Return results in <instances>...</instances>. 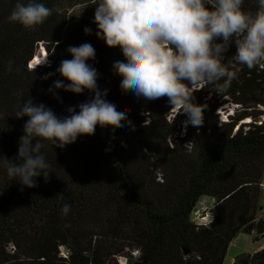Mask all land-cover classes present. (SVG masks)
<instances>
[{"label":"trees","instance_id":"16d2710c","mask_svg":"<svg viewBox=\"0 0 264 264\" xmlns=\"http://www.w3.org/2000/svg\"><path fill=\"white\" fill-rule=\"evenodd\" d=\"M38 2L51 15L26 29L8 20L16 0H0V157L18 162L27 117L16 112L26 100L65 116L91 98L88 90L49 92L64 80L56 69L71 59L69 46L94 47L88 63L98 71V88L128 111L119 126H97L63 149L41 141L51 173L35 187L0 167V264H223L240 234L263 238L264 66L233 63L239 71L220 102L210 86L194 92V102L205 105L204 122L185 128L186 115L171 110L167 97L146 100L121 87L112 71L121 53L96 36L94 0ZM243 7L255 12L256 0ZM39 48L48 62L31 67ZM235 51L233 43L225 63ZM224 104L234 106L225 119L218 112ZM202 199L214 200L206 225L191 216ZM232 264H264V248L240 253Z\"/></svg>","mask_w":264,"mask_h":264},{"label":"clouds","instance_id":"9594fccd","mask_svg":"<svg viewBox=\"0 0 264 264\" xmlns=\"http://www.w3.org/2000/svg\"><path fill=\"white\" fill-rule=\"evenodd\" d=\"M256 4L252 12L243 7L244 0H94L93 22L96 36L120 50L121 59L113 62L112 71L121 77V87L146 100L167 97L171 110L186 115L185 128L198 127L204 122L205 105L194 102V92L205 86L225 92L239 71L231 70L233 63L249 70L264 66V0ZM50 15L51 9L38 0H16L8 20L32 29ZM91 31L84 28L85 34ZM233 43L236 51L225 63ZM67 52L71 59L61 60L56 72L68 83L55 80L49 92L55 96V90L75 94L88 90L91 98L76 106L78 112L69 106L65 116L32 98L26 100L16 112V118L27 117L18 162L0 157L7 176L29 188L37 186L38 177L47 179L51 173L41 141L63 149L80 135H92L97 126H119L128 111L108 98L107 89L98 88V71L88 63L95 61L90 43L69 46ZM7 68L12 69L11 61ZM69 209L65 204L61 212Z\"/></svg>","mask_w":264,"mask_h":264},{"label":"rangeland","instance_id":"374dc122","mask_svg":"<svg viewBox=\"0 0 264 264\" xmlns=\"http://www.w3.org/2000/svg\"><path fill=\"white\" fill-rule=\"evenodd\" d=\"M36 56L39 58L37 60L34 58L29 63V66L34 67L35 65L42 64L45 61H46L45 63L48 62L47 54L42 53V48H39ZM213 98H216L219 102L223 99L219 94L214 95ZM226 110H228V112L231 113L232 111H234V106L230 104H224L222 107L219 108L218 112L220 113L223 119L226 118L227 115ZM260 205L262 207V215L264 216V189L262 190L261 193ZM263 248H264V238L262 239V241L257 242L253 240V237L251 235L240 234L239 237L235 241H233L229 246L228 253L226 255L223 264H232L235 260V257L240 253H244V252L253 253ZM120 262L122 264H127V260L124 258H121Z\"/></svg>","mask_w":264,"mask_h":264},{"label":"built area","instance_id":"2783aa9c","mask_svg":"<svg viewBox=\"0 0 264 264\" xmlns=\"http://www.w3.org/2000/svg\"><path fill=\"white\" fill-rule=\"evenodd\" d=\"M264 187V180H263ZM212 203L209 202L208 199L200 200L196 206L192 209L191 216L192 219L198 225H206L210 223L214 217V213L212 210ZM134 255H138V251L133 252Z\"/></svg>","mask_w":264,"mask_h":264},{"label":"crops","instance_id":"0c3cea01","mask_svg":"<svg viewBox=\"0 0 264 264\" xmlns=\"http://www.w3.org/2000/svg\"><path fill=\"white\" fill-rule=\"evenodd\" d=\"M238 237H239V236H237V237H236V238H235L233 241H235V240H236ZM263 238H264V237H263ZM263 238H261V239H260V240H258L257 242H260V241H262V239H263ZM233 241H232V242H233ZM232 242H231V243H232ZM230 245H231V244H230Z\"/></svg>","mask_w":264,"mask_h":264},{"label":"bare ground","instance_id":"6f19581e","mask_svg":"<svg viewBox=\"0 0 264 264\" xmlns=\"http://www.w3.org/2000/svg\"><path fill=\"white\" fill-rule=\"evenodd\" d=\"M34 58L37 60L39 57L35 56Z\"/></svg>","mask_w":264,"mask_h":264},{"label":"water","instance_id":"95a60500","mask_svg":"<svg viewBox=\"0 0 264 264\" xmlns=\"http://www.w3.org/2000/svg\"><path fill=\"white\" fill-rule=\"evenodd\" d=\"M212 204L214 203V200H212V202H211Z\"/></svg>","mask_w":264,"mask_h":264}]
</instances>
